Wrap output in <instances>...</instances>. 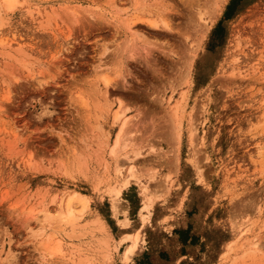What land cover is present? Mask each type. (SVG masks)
Returning <instances> with one entry per match:
<instances>
[{
    "label": "rangeland",
    "instance_id": "1",
    "mask_svg": "<svg viewBox=\"0 0 264 264\" xmlns=\"http://www.w3.org/2000/svg\"><path fill=\"white\" fill-rule=\"evenodd\" d=\"M0 264H264V0H0Z\"/></svg>",
    "mask_w": 264,
    "mask_h": 264
},
{
    "label": "bare ground",
    "instance_id": "2",
    "mask_svg": "<svg viewBox=\"0 0 264 264\" xmlns=\"http://www.w3.org/2000/svg\"><path fill=\"white\" fill-rule=\"evenodd\" d=\"M5 6L7 9L11 10L14 8V5H15V2L16 0H3ZM223 2V1H222ZM218 6V5H217ZM218 8V7H217ZM217 8H216V11H217ZM215 12V10H214ZM211 15V14H210ZM214 16V14H212ZM215 17V16H214ZM141 22V21H139ZM135 23V20L133 21V23H131V26H136L137 23H135V25H133ZM144 23V22H143ZM166 23V22H165ZM164 23V24H165ZM149 24H151L150 26H153L154 28L158 26V22L155 21V20H151L149 21ZM160 24V23H159ZM167 28H169L170 26L167 25L166 23V26ZM210 27V26H209ZM132 28V27H131ZM205 30V29H204ZM204 37V35H203ZM199 44V43H198ZM106 52V51H105ZM130 54V53H129ZM126 57V56H125ZM189 61V59H188ZM119 67V66H118ZM122 68V67H121ZM119 69V68H118ZM117 69V70H118ZM116 70V79H119L121 77V70L119 69L118 71ZM121 71V72H119ZM188 71V70H187ZM187 74V73H186ZM186 78V77H185ZM125 81V80H124ZM103 82L105 83L106 85V88H108L110 85H112L115 81V77L114 79H105L103 80ZM121 112L118 110L116 111L115 113V119L116 120H119L120 116H121ZM128 121V120H127ZM127 121L125 120L119 127V131H118V134L116 135L115 137V142L112 146V151H111V155L115 156L116 153L119 151L120 147H122V143H123V140H124V135H125V129H126V125L127 124ZM124 145V144H123ZM110 149V150H111ZM123 149V148H121ZM115 158V157H114ZM83 161V160H82ZM78 163V162H77ZM87 164V163H86ZM85 166V165H84ZM83 165H79V168L81 167H84ZM84 169V168H82ZM81 170V169H80ZM118 170V169H117ZM131 172H132V168H131ZM133 173V172H132ZM81 174V173H80ZM130 175V174H129ZM132 175V174H131ZM132 177V176H131ZM97 186V185H96ZM130 185V179H127V181L125 182V184L123 185H116V184H113L109 190L110 193L114 194L113 198L114 200L113 201V204H112V207L114 209V211L117 213L118 209H120V212H126L124 211L123 209H121V201H120V196H121V192L123 189L125 188H128ZM98 189V187H97ZM98 191V190H96ZM102 191V190H101ZM100 192V191H99ZM63 195V194H62ZM60 196V195H59ZM64 197V196H63ZM148 198V197H146ZM55 199V198H54ZM62 199V198H61ZM53 200V199H52ZM60 200V199H59ZM63 203V204H62ZM62 203L61 205H59V210H58V216L60 217V221L62 223H65L66 225L67 224H72V223H75L76 221H78V215H80V213H84L87 208H88V204L90 203V200L87 196L83 195V194H80L79 192H70L67 197L65 198V200H62ZM60 204V203H59ZM151 205V200L149 199L147 204H145L143 206V208L141 209L142 211H148L149 210V207ZM122 210V211H121ZM42 214L41 216H43V221H49L51 219V216L52 214L49 212V211H44V213H40ZM117 214H120V213H117ZM142 216H145V215H142ZM41 219V217H40ZM42 220V219H41ZM40 220V221H41ZM54 220V219H53ZM96 220V219H95ZM55 221V220H54ZM99 220H96V222L98 223ZM95 222V223H96ZM127 222V221H126ZM125 222V223H126ZM144 222V220H143ZM41 224V223H40ZM45 224V223H44ZM92 224V223H91ZM43 225V223H42ZM94 224H92L93 226ZM48 226V225H47ZM96 226V225H95ZM142 226V225H141ZM102 227V226H101ZM104 227V226H103ZM44 229V227H43ZM126 239H132V247H135L137 246L138 242L140 241V233H136L134 235H128L126 237ZM124 240V239H123ZM97 242V241H96ZM131 248V247H130ZM136 248V247H135ZM104 249V248H103ZM128 250H126V252H124V259L127 261L129 260V255H130V250L129 248H127ZM61 251V250H60Z\"/></svg>",
    "mask_w": 264,
    "mask_h": 264
}]
</instances>
